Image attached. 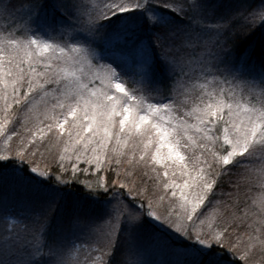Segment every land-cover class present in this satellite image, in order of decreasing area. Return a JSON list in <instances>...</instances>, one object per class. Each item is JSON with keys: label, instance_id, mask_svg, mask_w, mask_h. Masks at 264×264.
<instances>
[{"label": "snow or ice", "instance_id": "6c2138e0", "mask_svg": "<svg viewBox=\"0 0 264 264\" xmlns=\"http://www.w3.org/2000/svg\"><path fill=\"white\" fill-rule=\"evenodd\" d=\"M256 32L264 0H0V264L264 258Z\"/></svg>", "mask_w": 264, "mask_h": 264}, {"label": "trees", "instance_id": "16d2710c", "mask_svg": "<svg viewBox=\"0 0 264 264\" xmlns=\"http://www.w3.org/2000/svg\"><path fill=\"white\" fill-rule=\"evenodd\" d=\"M250 3L255 2V0H249ZM251 45L255 48L257 52H259L261 44L264 43V32H256L255 35L252 36V39L249 41ZM261 259V256H257V259ZM262 262V261H261Z\"/></svg>", "mask_w": 264, "mask_h": 264}, {"label": "rangeland", "instance_id": "374dc122", "mask_svg": "<svg viewBox=\"0 0 264 264\" xmlns=\"http://www.w3.org/2000/svg\"><path fill=\"white\" fill-rule=\"evenodd\" d=\"M81 167H84V165H81ZM144 180H145V182H147V183H151V181L148 180L147 177H145ZM250 194H251V195H256V194H257V190L254 188ZM0 195H6V196H8V197H11V196H12V194H11L10 192L0 193ZM257 256H258V255H257ZM257 256H256V258H255V264H262V262H261L262 260H260V258L257 259ZM261 259L264 260V258H262V257H261Z\"/></svg>", "mask_w": 264, "mask_h": 264}]
</instances>
